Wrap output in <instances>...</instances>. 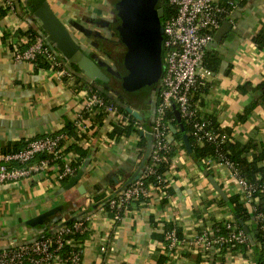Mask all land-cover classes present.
I'll return each mask as SVG.
<instances>
[{
	"label": "crops",
	"instance_id": "0c3cea01",
	"mask_svg": "<svg viewBox=\"0 0 264 264\" xmlns=\"http://www.w3.org/2000/svg\"><path fill=\"white\" fill-rule=\"evenodd\" d=\"M234 2L237 7L225 22L230 25L228 32L208 47L221 55V68L205 81L208 90L199 94L196 106L203 118L231 129L234 142L264 146V106L255 107L246 121L238 119L264 93V89L253 90L264 82V48L254 42L264 29V0ZM43 3L85 54L119 79L105 47L107 42L121 41L116 0H0V155L32 140L58 136L81 114L89 125L87 131H78L79 142L73 137L64 139L66 153L76 158L68 150L71 145L78 142L89 150L79 168L84 175L75 187L65 188L69 180L54 183L53 171L0 185V249L48 236L67 222L90 218L89 239L83 244L78 241L82 264H160L158 259L163 256L169 260L161 264H257L255 244L243 246L245 252L217 247L203 252L194 245L204 227L232 218L229 200L239 196L240 187L225 165L209 166L204 160L210 169L201 167L182 148L183 142L175 140L174 132L169 141L176 145L177 155L165 176L170 192L162 195L151 189L147 203L131 204L118 221L105 211L106 200L124 187L145 156L140 135L151 136L154 97L152 103L134 108L141 118L133 134L116 139L110 137V121L104 119L99 125L82 113L81 98L87 91H76L75 79L59 80L52 71L15 61V33L43 30L35 15ZM69 68L74 76L85 77L71 65ZM86 83L90 87L88 79ZM258 203L255 199V205ZM43 215L47 218L34 222ZM167 224L183 231V240L174 250L154 238Z\"/></svg>",
	"mask_w": 264,
	"mask_h": 264
},
{
	"label": "built area",
	"instance_id": "2783aa9c",
	"mask_svg": "<svg viewBox=\"0 0 264 264\" xmlns=\"http://www.w3.org/2000/svg\"><path fill=\"white\" fill-rule=\"evenodd\" d=\"M162 3L169 5L174 12L165 18L163 25L162 74L158 81V93L153 98L155 116L150 131L152 141L149 157H152V163L145 172L140 171L137 180L124 185L120 191L106 200L105 204L111 210H115L113 217L115 221L121 219V212L126 210L128 204L148 197L151 189L161 192V186L153 184L147 186L144 179L156 173V167L162 161V152L176 148V145L169 141L170 122L165 120L167 112H173L174 105L180 112L182 121L191 127L196 143L200 146L208 142L216 144L219 148L231 139L227 134L217 137L207 130V123L196 106V97L201 93L205 81L213 75L204 67L205 54L210 44L215 41L217 31L223 23L231 19V11L218 0H163ZM34 31L36 34L33 38L24 36L19 39V42L28 45L24 50L19 47L18 40L13 45L15 61L36 65L38 58L43 57L49 65L47 70L52 71L59 80L64 76L73 80L76 74L69 68L70 64L64 55L49 47L47 35L43 30ZM89 82L91 90L85 92L81 98L82 113L96 115L104 112V119L110 121L112 127L115 124L127 123L130 117L124 115L123 110H126V106L123 105L121 110L115 102L108 103L102 96V93H106L108 97L115 99L118 94L116 97L113 90L104 83L98 84L99 81L92 80ZM74 125L81 133L89 128L82 114ZM64 139L63 136L44 137L28 142L25 148L19 151L1 154L0 185L51 171L54 172V183L70 180L77 174V168L73 165L76 156L73 153H66V147L61 144ZM42 155L46 157L38 159ZM216 156L221 158V162H217ZM216 156L208 157L205 161L209 166L218 163L230 169L238 180L240 200L252 215L250 223L264 231V212L258 211L255 205V195L261 190L262 184L259 182L263 176L259 174L254 180L238 178L235 164L219 149ZM165 176L166 173L161 178L166 180ZM232 215L231 219L222 223L204 227L194 245L203 252H208L211 247L232 249L236 245L255 244L254 239L251 240L242 226L238 225L233 212ZM89 219L75 221L72 225H60L48 236L22 242L8 249H0V264H82V253L73 234L83 232ZM250 235L253 237L251 232ZM165 238L170 250H174L181 242L176 236L175 229L168 231Z\"/></svg>",
	"mask_w": 264,
	"mask_h": 264
},
{
	"label": "trees",
	"instance_id": "16d2710c",
	"mask_svg": "<svg viewBox=\"0 0 264 264\" xmlns=\"http://www.w3.org/2000/svg\"><path fill=\"white\" fill-rule=\"evenodd\" d=\"M118 0H116L117 3ZM221 4L225 5L229 11H231V13H233V11L235 10V8L237 7V3L234 2V0H218ZM163 0H159L158 2V7L164 8L165 10V18L167 19L174 11L173 9L167 5V4H163L162 3ZM40 6V4H39ZM37 6V8L39 7ZM17 34V42L19 43V47L21 48V50H24L28 45L27 44H23L21 41L19 42V39L21 40V37L23 38L24 36H27L28 38H33L34 35L36 34V31H34L33 29H29L27 32H17L15 33ZM254 42L255 44L259 47V48H264V29L262 31H260L258 33V35L256 37H254ZM116 63L117 65H119V67L123 66V60L117 58L116 59ZM221 64H222V57L219 53H217L216 51H210L207 50L206 54H205V58H204V67L207 70H210L212 73H218L220 68H221ZM36 66L43 68V69H48L49 65L45 62V60L43 59V57L38 58L37 62H36ZM73 68H76L77 70L80 71V69L75 66V65H71ZM63 80H70V78H68L67 76L62 77ZM75 84H76V91H89L91 90V88L88 86V84L86 83V78L85 77H78L75 76ZM118 81V87L116 89L110 87V83L106 84L111 90L117 92L118 96L115 99H112L111 97H108V95H106V93H102V96L105 97V99L107 100L108 103L110 102H115L122 110L123 105L125 106H130L132 108L135 107H140L141 105H146L148 104L147 99H149L150 94H147L146 96H139L137 98V102H133L131 103L128 98L126 97V91L123 88L122 85V80H117ZM98 84H103L102 82H97ZM112 85V84H111ZM156 86V85H155ZM209 87V84H207L205 82V84L203 85L201 92L202 91H207ZM264 89V82H262L261 84L257 85L256 87L253 88L254 91L257 90H262ZM242 91H244V88H241ZM199 96V95H198ZM198 96L196 97V100H198ZM262 104L264 106V93L262 95V97L260 98L259 101H253L252 103H250L248 105V107H246L244 114L239 115L238 119L239 121L243 122L246 121V119L249 117V115L251 114V112L253 111V109L255 107H257L258 105ZM124 111V115L127 117H130V119L128 120L127 123L125 124H115L113 126L112 132L110 133V137L119 139L121 137H129L131 136V134H133V132L135 131V127L137 126L138 123H140V120H138L136 117H134L133 115H131L130 113H128L126 110ZM200 114V111H199ZM85 116L90 117V118H94V120L96 121V123H99V125L103 124L104 118H105V114L104 112H101L99 114L96 115H88L85 114ZM165 120L169 123V130L172 132L171 130V126H174L177 130L176 133L173 134L175 140L178 141H182L183 142V133L180 131V125L177 122L176 116L174 114V112L172 111H168L166 116H165ZM207 123V130L211 131L215 136L217 137H222V135L227 134L230 136L231 139L227 140L224 144H222L221 146H216V144L213 143H204V145L200 146L199 144L196 143V138L193 135L192 129L191 127L185 122L183 121L184 127H185V133L188 136L189 142L192 146V154L191 156L193 157V159L200 165L203 166L204 169H210V167L206 164H204V160L208 157H215L217 155V150L219 149L224 156L229 159L230 161H232L235 164L236 167V173H237V177L238 178H244V179H248V180H254L259 174H261L263 176V179L259 182L262 184V187H260L261 190L258 191V193L255 195V198L258 199L259 203L258 205H256V208L258 209V211L264 212V167L260 166V163H264V146L262 145H258L255 142H249L248 144H241L239 142H234L232 140V130L231 129H222L220 127L219 124H217L214 120H210V119H205ZM93 121V120H92ZM58 136H63L66 139L68 138H75L78 142L81 140V137L78 136V130L76 129L74 124H66V126L64 127V129L60 132V134ZM78 142L74 145H71L68 150L73 151L76 155L77 158L74 161V167L77 168V174L79 173V168L82 166V164L84 163L89 150L88 149H84L82 147L79 146ZM148 138L145 135H140V147L143 149V152L146 151L147 147H148ZM61 144H64V140L61 141ZM182 148L185 149L184 146V142L182 143ZM26 145H22V147H16V149L11 150V152H16L19 151L23 148H25ZM9 150V151H10ZM67 150V151H68ZM9 153V152H7ZM6 154V153H4ZM177 155L175 150H171L169 152H162L161 157H162V161L161 163L156 167V173L147 176L144 181L145 184L147 186H150L151 184L153 185H159L161 186L160 191L164 192L166 194H168L170 192V190L167 189L166 184L167 181L163 180L162 175L164 173H167L169 171V167L172 163L173 158ZM46 156H39L38 159L40 158H45ZM217 157V156H216ZM217 162H221V158L217 157ZM152 163V157H149L145 166L142 168V172H145L147 167L150 166ZM76 174V175H77ZM162 180V181H160ZM135 181V180H134ZM134 181H132L131 183H133ZM131 183H126V184H131ZM125 184V185H126ZM113 196V195H112ZM151 199V198H150ZM230 205H231V209L233 211V214L235 215L236 219H237V223L239 224V220H242L244 222V225H246L249 229L251 233H254L255 235H257L256 237V243H255V250H256V255H257V264H264V231H262L259 227L255 228L252 226V224L250 223V221L252 220V215L248 212L247 208L245 207V205L241 202L240 197L238 195L232 196L230 198ZM148 202V198L147 197H143L140 200L137 201V205H141V203H147ZM163 204L167 203V198L162 200ZM131 204H128L127 208H130ZM105 211L111 216L114 217L115 214V210H111L109 208V206L107 204H105ZM124 210H122L121 215L123 214ZM74 223L73 222H67V225H72ZM86 229L83 230V232H76L75 234H73V237L76 238L77 241H79L80 243H84L86 240L89 239V232H88V223H86L85 225ZM241 226V225H240ZM176 231V236L178 238L179 241L183 240V231L182 228H179L177 226H175V224H167L164 231L162 233H155L154 234V238L166 243V245L168 244L166 241V233L168 231L174 230ZM234 250L240 249L242 252H245L246 249L245 247H243L242 245H236L234 248H232ZM224 253V251H223ZM169 260V258H167L166 256L164 257H160V259H158L159 263H165Z\"/></svg>",
	"mask_w": 264,
	"mask_h": 264
},
{
	"label": "water",
	"instance_id": "95a60500",
	"mask_svg": "<svg viewBox=\"0 0 264 264\" xmlns=\"http://www.w3.org/2000/svg\"><path fill=\"white\" fill-rule=\"evenodd\" d=\"M158 1L118 0L116 3L120 19L118 31L121 37V46L113 43L106 45L110 50L111 57L116 54L117 58L123 60L122 75L117 71L116 76L122 80L126 97L131 103L136 102L139 96L152 94L151 91L155 85L157 86L162 74V36L165 10L158 7ZM35 15L42 22L43 32L47 35L46 41L52 50L60 51L69 64L77 66L87 79L100 81L104 84L110 82V77L103 71L102 66L85 54L47 3H43L37 9ZM229 28L228 23H223L215 34L214 40L220 41ZM111 48H115V53L111 52ZM125 109L137 119L141 118L139 112L134 108L126 106ZM173 112L180 125V131L183 133L185 149L188 154H192V146L185 133L181 114L175 105L173 106ZM171 130L174 133L177 132L174 126H171ZM147 137L149 145L145 156L138 170L129 178L127 183L138 179L140 171L150 156L152 138L150 135ZM200 166L202 167V165ZM83 175V170L79 171L77 175L69 180L65 188L75 187ZM80 191H83V188H80ZM46 218L47 215H43L35 219L34 222L43 221ZM239 224L251 240L257 237V235H254L253 238L250 235V229L244 225L242 220H239Z\"/></svg>",
	"mask_w": 264,
	"mask_h": 264
},
{
	"label": "flooded vegetation",
	"instance_id": "af4514ba",
	"mask_svg": "<svg viewBox=\"0 0 264 264\" xmlns=\"http://www.w3.org/2000/svg\"><path fill=\"white\" fill-rule=\"evenodd\" d=\"M109 42H107L106 44H108ZM105 44V47H106V51H107V53H108V55H109V57L114 61V64H115V68H116V70H118L119 71V73L122 75V72H121V67H119V65H117V63H116V59H117V57H116V54H115V56H110V50H109V48H108V46ZM113 44H115V45H118V46H121V43H113ZM111 52L112 53H115V48H111ZM104 71V70H103ZM105 73H106V70L104 71ZM108 74V73H107ZM108 76L110 77V87H112V85L115 83V81L116 80H118V79H116L113 75H111V74H108ZM108 83V84H109ZM112 84V85H111ZM115 92V91H114ZM119 97V96H118ZM137 102V101H136Z\"/></svg>",
	"mask_w": 264,
	"mask_h": 264
},
{
	"label": "rangeland",
	"instance_id": "374dc122",
	"mask_svg": "<svg viewBox=\"0 0 264 264\" xmlns=\"http://www.w3.org/2000/svg\"><path fill=\"white\" fill-rule=\"evenodd\" d=\"M118 80H120V79H118ZM117 87H118V81L116 80L115 83L112 85V88L116 89ZM156 87H157V88H156ZM116 90H117V89H116ZM158 90H159V84H157V86H155V87L152 89L151 93L154 94V95L156 96L157 93H158ZM113 94L117 97V92H114V91H113ZM152 94H150L149 99H147L148 103H152V100H153L152 97H154V96H152Z\"/></svg>",
	"mask_w": 264,
	"mask_h": 264
}]
</instances>
